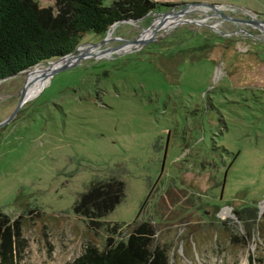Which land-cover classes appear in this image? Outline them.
<instances>
[{
    "label": "rangeland",
    "instance_id": "rangeland-1",
    "mask_svg": "<svg viewBox=\"0 0 264 264\" xmlns=\"http://www.w3.org/2000/svg\"><path fill=\"white\" fill-rule=\"evenodd\" d=\"M55 1L36 0L52 16ZM156 1L0 79V120L16 108L0 125L4 264H67L126 239L133 220L154 222L165 264H264V28L232 19L245 7L264 21V0H203L230 18L200 5L146 35L156 14L196 0ZM111 178L124 195L110 209L74 208Z\"/></svg>",
    "mask_w": 264,
    "mask_h": 264
},
{
    "label": "trees",
    "instance_id": "trees-1",
    "mask_svg": "<svg viewBox=\"0 0 264 264\" xmlns=\"http://www.w3.org/2000/svg\"><path fill=\"white\" fill-rule=\"evenodd\" d=\"M55 5L59 12L52 16L48 9L38 7L36 0H0V78L73 50L85 32L102 34L111 23L122 18L141 17L164 4L156 0H112L109 4H103L102 0H56ZM123 195L121 180H97L81 194L74 208L88 204L95 210L103 205L104 210H108ZM254 207L239 210H253ZM85 208L87 206L82 210ZM251 216L240 217L247 230L253 227L254 213L247 222ZM131 223L136 227L126 239L106 244L101 250L85 246L67 264H165L161 247L152 242L154 222L135 223L133 220ZM257 224L264 230L263 221ZM135 231L146 235L135 234ZM6 241L5 251L9 247ZM0 258V264L9 260L2 251Z\"/></svg>",
    "mask_w": 264,
    "mask_h": 264
},
{
    "label": "water",
    "instance_id": "water-1",
    "mask_svg": "<svg viewBox=\"0 0 264 264\" xmlns=\"http://www.w3.org/2000/svg\"><path fill=\"white\" fill-rule=\"evenodd\" d=\"M200 5L205 6V7H207V8H210V9L213 10L215 13H217V14H219V15L225 17V18H228V19L230 18V17L226 16L225 14L221 13V12L219 11V9H218V7L216 6L215 3H213V2H208V1H203V0H198V1L196 0V1H192V2H187L185 5L179 7L178 9H176V10H175V13L185 12V11H187V10L193 9V8H195V7H197V6H200ZM171 12H172V9H170V10H168V11L161 12V13H162L163 15H165V14H167V13H171ZM232 19L235 20V21H240V22H244V23H248V24H255V25L259 26V27L264 28V21H263V20H259V19H257V18H254V17H252V16H250V17H245V18H237V17H234V18H232ZM111 24H112V23H111ZM111 24H110V25H111ZM159 26H160V23L157 24L155 27H153V28L150 30V31H151L150 34H152V33L154 32V30H155L157 27H159ZM150 34H149V35H150ZM102 40H103V39H101V41H102ZM77 48H78V44L73 48V50L76 51ZM108 49H110V48H108ZM111 49H113V48L111 47ZM70 53H72V50L69 51V52H67V53L62 54L61 56H59V57H57V58L65 57V56H67V55L70 54ZM75 56L78 57L79 55H78V54H75ZM75 58H76V57H74V59H75ZM68 62H69V61H67V62L64 63V64H61V65H58V66L54 67L53 69H51V70L48 71V74H51V72L55 71L56 69L63 68V67H65V66H67V65H68ZM9 76H10V75H9ZM0 79H1V78H0ZM28 83H29V81L25 80L24 84L22 85V87H21V89H20V94H19L18 100H17V102H16V107L19 106V104H21V103L25 100V99H24V91H25V88H26V86L28 85ZM15 110H16V108H14V109H13V110H12L7 116H6V117H4L3 119H1V120H0V125L3 124L4 122L8 121V120L12 117V115L14 114Z\"/></svg>",
    "mask_w": 264,
    "mask_h": 264
},
{
    "label": "bare ground",
    "instance_id": "bare-ground-1",
    "mask_svg": "<svg viewBox=\"0 0 264 264\" xmlns=\"http://www.w3.org/2000/svg\"><path fill=\"white\" fill-rule=\"evenodd\" d=\"M227 6H229V7H231V5H228V4H226ZM225 5V6H226ZM217 7H218V9H222L223 7H225L224 5L222 6V4L220 5V4H217L216 5ZM241 7V6H240ZM203 8H205V6H203ZM241 9H243V11L246 13V14H248L249 16L250 15H252L253 16V12L250 10V9H248V8H245V7H241ZM191 10V9H190ZM187 11H189V10H187ZM187 11H185V12H181V13H175V12H171V13H167V14H165V15H163L162 13H160V14H156L155 16H154V19L153 20H156L158 23L157 24H159L160 23V26L159 27H157V28H162V26H165V25H167V24H169L170 23V21H171V19H176V18H179V17H182V16H184V14L187 12ZM117 23H119V22H115V23H113L109 28H108V32H107V35L113 30V28L116 26V24ZM156 26V25H155ZM154 26V27H155ZM151 27V26H150ZM149 27V28H150ZM152 29V28H151ZM150 29V30H151ZM150 30H147L146 31V35H149V33H151V31ZM141 36V35H140ZM140 36H138L136 39H134V40H132V41H130V42H134V41H136V40H139V39H141L140 38ZM143 38V37H142ZM91 45H97V44H91ZM79 45H78V48L76 49V50H78L79 49ZM96 47H99V46H91V48L90 49H92V50H95L96 49ZM89 49V50H90ZM83 50H81V52H82ZM80 53V52H79ZM86 54H87V52H86ZM69 55H71V53L70 54H68L67 56H69ZM67 56H65V57H62V58H57L56 60H61V59H65ZM82 56H83V54H82ZM81 56V57H82ZM74 57H77V56H74ZM74 57H72L70 60H68L69 62H68V64L70 63V61L71 60H73L74 59ZM67 62V61H66ZM66 62H63V63H61V64H64V63H66ZM61 64H59V65H61ZM48 70H49V68H43V69H35V71H36V73H38V77H41L42 75H44V74H47L48 73ZM32 71V70H31ZM38 77H36L35 79H33V81H32V83H34L36 80H38L37 78ZM26 97L24 96V99H25Z\"/></svg>",
    "mask_w": 264,
    "mask_h": 264
}]
</instances>
